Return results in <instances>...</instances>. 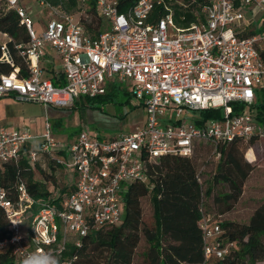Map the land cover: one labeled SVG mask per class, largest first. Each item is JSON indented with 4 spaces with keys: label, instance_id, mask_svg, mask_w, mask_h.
<instances>
[{
    "label": "built area",
    "instance_id": "1",
    "mask_svg": "<svg viewBox=\"0 0 264 264\" xmlns=\"http://www.w3.org/2000/svg\"><path fill=\"white\" fill-rule=\"evenodd\" d=\"M78 1L79 14L62 13L37 34L21 0H0L18 14L31 38L21 52L30 77L20 78L18 70L2 76L0 98L12 95L69 109L80 100L105 96L116 84L142 103L146 119L133 132L113 138L82 130L69 147L55 141L49 122L43 139L26 126H0V163L18 161L32 143L38 152L64 149L68 157L60 163L76 174L75 192L60 206L45 204L33 216L24 185L17 203L0 189V206L13 231L10 240L0 243V252L10 249L20 264H67L60 260L68 244L80 247L92 230L122 221L124 193L134 182H148V165L159 158L192 157L208 144L220 160L219 149L236 139L264 140V126L248 110L264 91V0H209L201 13H193L188 27L176 20V6L188 7L181 0H133L124 12L119 0H94L102 21L111 25L95 38L82 20L91 0ZM0 35L7 39L0 43V62L13 65L10 38ZM47 46L61 60L58 80L46 78L41 68ZM234 104L244 109L235 115ZM209 109H222L223 118L203 120L201 112ZM28 156L38 159L34 150ZM221 224L203 212L201 264L222 261L236 247L223 240Z\"/></svg>",
    "mask_w": 264,
    "mask_h": 264
},
{
    "label": "trees",
    "instance_id": "2",
    "mask_svg": "<svg viewBox=\"0 0 264 264\" xmlns=\"http://www.w3.org/2000/svg\"><path fill=\"white\" fill-rule=\"evenodd\" d=\"M46 1L54 7L64 4L65 8L77 6L76 0ZM119 1V8L122 12L134 3L133 0ZM181 1L188 7L176 6V20L180 26L188 27L195 21L193 13H201L202 7L209 0ZM88 5V13L92 14L95 20L88 24L84 21L83 25L89 36L95 38L101 32L102 18L94 0H91ZM181 17H184L183 21H180ZM260 31L263 32L264 28ZM0 33L7 34L10 38L7 47L13 59V65L0 62V80L2 76H9L15 70L19 71L20 78H29L27 62L21 56V52L25 51L31 42L29 32L21 23L18 14L7 10L1 2ZM1 56L0 50V58ZM130 99L131 95L125 88L113 84L105 96L80 100L78 104H81L83 108L101 110L108 104L127 103ZM243 109V105L234 104L233 113L236 115ZM248 110L254 114L256 121L264 126V91L257 94V100ZM201 118L203 120L222 119L223 110L202 111ZM256 141V139L249 141L236 139L222 146L219 149L221 161L216 173L205 181V184L199 181L197 166L192 157L164 156L152 162L148 165V182H134L124 193L125 213L122 221L115 226H104L92 230L87 237L82 239L80 247L68 244L60 262L65 261L67 264H132L141 240L142 200L149 197L154 206L158 238L162 239L161 237L167 236L180 243L167 242L162 245L158 239L155 248L162 264L203 263V234L200 222L203 212L212 214L205 210L207 200L216 193L214 202L222 208L219 215L212 214L217 218H222V215L231 211L240 201L245 183L255 170L256 158L250 159L252 150H248ZM203 145L205 144L198 148ZM33 150L38 153L36 161H32L28 156ZM67 157L64 149L38 152L34 144H27L25 153L18 161L0 163V189L6 192L11 201L17 203L20 198L19 188L24 185L32 202L28 215L33 216L45 204L60 206L76 190V174L68 172L65 165L60 163ZM246 157L249 162L246 161ZM225 187L228 189L227 192L220 191ZM221 225L224 231L223 240L226 243H235L236 247L224 260H213L210 264L264 263V202L255 211L248 224L226 221ZM12 236L10 221L5 210L0 206V243L10 240ZM0 264L20 263L8 249L0 252Z\"/></svg>",
    "mask_w": 264,
    "mask_h": 264
},
{
    "label": "rangeland",
    "instance_id": "3",
    "mask_svg": "<svg viewBox=\"0 0 264 264\" xmlns=\"http://www.w3.org/2000/svg\"><path fill=\"white\" fill-rule=\"evenodd\" d=\"M67 2V0H64ZM75 8L66 7L65 4L54 9H49L37 0H21V5L30 14L33 27L37 34L46 30L49 21L57 18L62 13L79 14L81 4L76 0ZM83 14L82 20L87 24L95 20L92 14ZM79 16V15H78ZM97 22V19H96ZM111 28L108 20L101 21V31H109ZM5 39L0 35V43ZM56 69L60 70V58L55 55ZM6 102L15 103L12 107L5 106ZM79 101L78 106L69 109H56L38 103L19 101L12 97L0 98V113L8 112L13 116L9 124H21L28 126L35 138L43 139L46 133V123H50V130L55 141L63 147H69L77 138V133L88 130L92 137L102 136L113 138L123 134L133 132L137 125L143 124L146 113L142 103L131 97L127 103L108 104L102 109L83 108ZM82 103V102H81ZM1 124V122H0ZM77 132V133H76ZM37 140H35V143ZM34 146H36L34 144ZM252 150L250 159L256 158L255 170L251 173L245 183L243 196L235 207L228 213L222 215V222L230 221L246 225L255 211L264 202V140L256 141L248 151ZM247 151V152H248ZM247 154V153H246ZM200 174L201 181L209 180L215 173L221 159H216L212 147L208 144L198 148L192 156ZM246 159V158H245ZM248 161V160H246ZM41 162H44L41 160ZM45 165V164H44ZM43 165V166H44ZM206 189V186L204 187ZM227 188L220 191L227 192ZM216 193L207 200L206 211L219 215L222 209L215 204ZM143 224L141 227V240L134 255L132 264H162V260L157 253L156 245L158 239L162 245L167 242L180 244L170 237L158 238V228L154 219V206L149 197L142 200ZM172 240V241H171ZM264 264V263H259Z\"/></svg>",
    "mask_w": 264,
    "mask_h": 264
},
{
    "label": "crops",
    "instance_id": "4",
    "mask_svg": "<svg viewBox=\"0 0 264 264\" xmlns=\"http://www.w3.org/2000/svg\"><path fill=\"white\" fill-rule=\"evenodd\" d=\"M55 55L58 56L56 54V52L52 48L47 46L46 50H45V57L41 61V68L43 69L44 76L46 78H51V79L58 80L59 77H60V73L62 72V68L60 70L56 69ZM61 65L62 64H61V61H60V66ZM6 97L14 98L12 95L11 96H6ZM5 104H6L5 106H7V107H9V106L12 107L15 103L6 102ZM75 106H78V105L76 104ZM8 111L7 112H3V113L1 111V113H0V122H1L0 126H4V127L9 128V129H17V128H21V127L25 126V125H21V124H16V125L9 124L10 121H12L13 116H11V114ZM26 127H28V126H26ZM79 132L77 133V137H78ZM246 160H247V157H246Z\"/></svg>",
    "mask_w": 264,
    "mask_h": 264
},
{
    "label": "clouds",
    "instance_id": "5",
    "mask_svg": "<svg viewBox=\"0 0 264 264\" xmlns=\"http://www.w3.org/2000/svg\"><path fill=\"white\" fill-rule=\"evenodd\" d=\"M25 264H27V262H25ZM53 264H55V261H53Z\"/></svg>",
    "mask_w": 264,
    "mask_h": 264
}]
</instances>
